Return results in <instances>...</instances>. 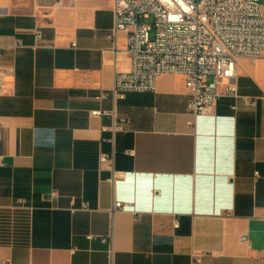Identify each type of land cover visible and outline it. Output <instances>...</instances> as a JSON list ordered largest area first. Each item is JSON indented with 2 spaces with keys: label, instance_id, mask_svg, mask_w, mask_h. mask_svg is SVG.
<instances>
[{
  "label": "crops",
  "instance_id": "obj_1",
  "mask_svg": "<svg viewBox=\"0 0 264 264\" xmlns=\"http://www.w3.org/2000/svg\"><path fill=\"white\" fill-rule=\"evenodd\" d=\"M113 4L0 0V264H263L264 54L209 115L179 75L115 101Z\"/></svg>",
  "mask_w": 264,
  "mask_h": 264
},
{
  "label": "built area",
  "instance_id": "obj_2",
  "mask_svg": "<svg viewBox=\"0 0 264 264\" xmlns=\"http://www.w3.org/2000/svg\"><path fill=\"white\" fill-rule=\"evenodd\" d=\"M113 14L111 37L126 34L131 63L127 72L116 75L112 92L115 101L129 93L155 92L161 76L179 75L185 79L190 95V114L194 118L209 115L216 110L225 82V95L238 97L232 81L239 60L256 62L264 54L261 0H114ZM36 38L40 40L41 33ZM5 74L0 66V92L7 89ZM104 97L102 94L98 99ZM104 115L109 114L91 112L93 117ZM112 116L113 132L123 131L125 121L114 113ZM189 125L194 126V122ZM2 162L0 156V166ZM100 162L112 163L113 158L103 155ZM56 197L53 192L49 200ZM123 207L121 202L115 204V209ZM241 241L250 248L247 237ZM192 264H203V255L193 253Z\"/></svg>",
  "mask_w": 264,
  "mask_h": 264
},
{
  "label": "rangeland",
  "instance_id": "obj_3",
  "mask_svg": "<svg viewBox=\"0 0 264 264\" xmlns=\"http://www.w3.org/2000/svg\"><path fill=\"white\" fill-rule=\"evenodd\" d=\"M261 5H262L263 8H264V0H261Z\"/></svg>",
  "mask_w": 264,
  "mask_h": 264
}]
</instances>
